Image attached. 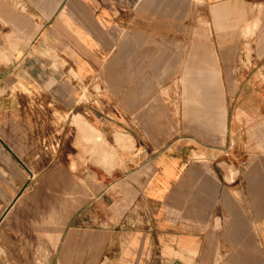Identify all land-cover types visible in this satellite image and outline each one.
<instances>
[{
  "label": "crops",
  "instance_id": "0c3cea01",
  "mask_svg": "<svg viewBox=\"0 0 264 264\" xmlns=\"http://www.w3.org/2000/svg\"><path fill=\"white\" fill-rule=\"evenodd\" d=\"M0 264H264V0H0Z\"/></svg>",
  "mask_w": 264,
  "mask_h": 264
},
{
  "label": "rangeland",
  "instance_id": "374dc122",
  "mask_svg": "<svg viewBox=\"0 0 264 264\" xmlns=\"http://www.w3.org/2000/svg\"><path fill=\"white\" fill-rule=\"evenodd\" d=\"M181 60H176L175 65L179 66ZM187 97H183L184 99H200L201 96L200 91L198 90H191L189 93L186 94ZM188 104V103H187ZM154 106V105H153ZM155 107V106H154ZM146 119L147 122L144 124L145 127H155V120H160L158 118L159 114L154 112V108L146 109ZM158 118V119H157ZM168 126V124H163V126ZM72 126L75 129H81L83 132L85 131H96L97 132V140L90 141L89 138L82 139L83 148L81 151V155L79 156L81 160V164L85 167L88 165L90 166V161L93 162L92 164H97L101 166H114L117 163L118 156L113 152V147L107 142L108 140L105 139L104 135L97 129L90 126L88 123H84L81 115H75L72 120ZM136 128V127H135ZM163 128V127H162ZM68 129L73 130L72 127H68ZM137 129V128H136ZM104 176L103 172H98L99 179ZM117 177H121L120 174ZM66 182L67 186L65 187V195H66V206L68 209L71 210L79 209L82 214L89 213L90 211L98 212L99 216L102 218L105 217L106 212L110 210H114L121 206L120 196H121V189L118 188V193L116 197L113 196V190L110 189L107 191L105 186L101 187L100 184L94 185L95 183V172L86 170V171H72L66 172ZM50 180H51V187H50V194L56 195L59 193V188L57 186L58 180V173L51 172L50 173ZM80 180L81 185L76 187L68 186V184L73 183L74 181ZM93 182V183H92ZM103 188V189H102ZM116 193V192H115ZM76 194V203L73 205L72 201L71 204L69 200L71 196ZM54 204H51V206Z\"/></svg>",
  "mask_w": 264,
  "mask_h": 264
},
{
  "label": "bare ground",
  "instance_id": "6f19581e",
  "mask_svg": "<svg viewBox=\"0 0 264 264\" xmlns=\"http://www.w3.org/2000/svg\"><path fill=\"white\" fill-rule=\"evenodd\" d=\"M240 218H241V217H240ZM236 219H237V218H236ZM239 221H240V220H239ZM239 221H238V222H239ZM240 224H241V223H240ZM237 234H238V233H237Z\"/></svg>",
  "mask_w": 264,
  "mask_h": 264
}]
</instances>
